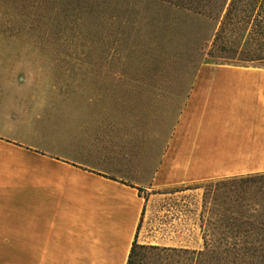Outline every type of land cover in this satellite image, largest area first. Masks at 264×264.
<instances>
[{
	"label": "crops",
	"instance_id": "0c3cea01",
	"mask_svg": "<svg viewBox=\"0 0 264 264\" xmlns=\"http://www.w3.org/2000/svg\"><path fill=\"white\" fill-rule=\"evenodd\" d=\"M0 58L18 61L0 66V264H126L133 243L200 252L212 207L203 185L264 174V65L202 64L136 183L99 137L106 100L23 81V51Z\"/></svg>",
	"mask_w": 264,
	"mask_h": 264
},
{
	"label": "rangeland",
	"instance_id": "374dc122",
	"mask_svg": "<svg viewBox=\"0 0 264 264\" xmlns=\"http://www.w3.org/2000/svg\"><path fill=\"white\" fill-rule=\"evenodd\" d=\"M185 21L143 0H0V52L23 51L25 82L49 88L68 83L69 89L51 92L106 100L99 137L122 165V178L145 183L194 81L189 51L180 43ZM0 62L3 68L18 63ZM213 63L225 64H202ZM0 93L3 110L9 94L1 83ZM216 182L203 187L211 193ZM142 261L184 264L185 257L153 253Z\"/></svg>",
	"mask_w": 264,
	"mask_h": 264
},
{
	"label": "trees",
	"instance_id": "16d2710c",
	"mask_svg": "<svg viewBox=\"0 0 264 264\" xmlns=\"http://www.w3.org/2000/svg\"><path fill=\"white\" fill-rule=\"evenodd\" d=\"M143 1L186 19V37L180 43L189 51L194 79L205 59L264 65V0ZM205 199L212 207L202 251L133 243L126 264H142L153 253L184 256V264H264V174L217 181L211 193L205 189Z\"/></svg>",
	"mask_w": 264,
	"mask_h": 264
}]
</instances>
